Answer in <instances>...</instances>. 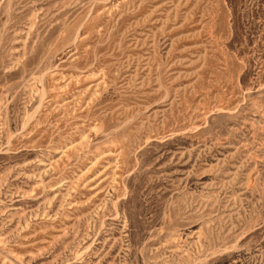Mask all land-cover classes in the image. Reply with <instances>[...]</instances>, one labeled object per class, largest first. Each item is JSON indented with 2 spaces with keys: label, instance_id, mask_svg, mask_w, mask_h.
<instances>
[{
  "label": "rangeland",
  "instance_id": "obj_1",
  "mask_svg": "<svg viewBox=\"0 0 264 264\" xmlns=\"http://www.w3.org/2000/svg\"><path fill=\"white\" fill-rule=\"evenodd\" d=\"M0 264H264V0H0Z\"/></svg>",
  "mask_w": 264,
  "mask_h": 264
}]
</instances>
